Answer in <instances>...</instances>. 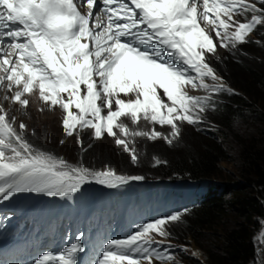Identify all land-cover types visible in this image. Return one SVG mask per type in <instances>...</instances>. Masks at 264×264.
Here are the masks:
<instances>
[{
	"label": "snow or ice",
	"instance_id": "6c2138e0",
	"mask_svg": "<svg viewBox=\"0 0 264 264\" xmlns=\"http://www.w3.org/2000/svg\"><path fill=\"white\" fill-rule=\"evenodd\" d=\"M78 5L87 7V13L82 14ZM249 11L253 15L247 23L232 19ZM100 13L107 19L101 20ZM222 14L228 19H222ZM262 17L264 9L245 0H212L211 4L199 0V8L198 0H99V4L96 0H0V67L12 65L3 68L8 75L0 79L9 82V90L23 85L12 99L24 106L29 101L22 97L38 84L44 102L65 110L62 123L68 135L77 126L91 128L95 138L107 133L127 150L116 131L128 135V128L118 122L121 117L168 125L175 133L177 121L201 123L198 113L209 107L214 110L210 96H191L185 85L232 92L205 83V77L217 79L205 62V53H213L216 45L201 22H211L217 38L224 31L228 40L244 41L258 23L264 24ZM229 21L236 25L231 33ZM6 49L15 51L14 64ZM121 94L134 98L122 99ZM19 127L26 125L21 122ZM160 135L153 131L151 138ZM131 159L135 163L136 155ZM143 179L69 165L25 140L0 108V200L20 192L68 198L89 182L121 187ZM180 217L181 213H173L156 218L125 238L108 241L95 264H140L141 259L150 264L154 255L163 259L153 245L164 241L149 233L168 235L163 227L166 221ZM260 239L264 240V232ZM172 247L168 244L165 251ZM83 250L78 236L67 248L42 253L33 264H78L76 254Z\"/></svg>",
	"mask_w": 264,
	"mask_h": 264
},
{
	"label": "rangeland",
	"instance_id": "374dc122",
	"mask_svg": "<svg viewBox=\"0 0 264 264\" xmlns=\"http://www.w3.org/2000/svg\"><path fill=\"white\" fill-rule=\"evenodd\" d=\"M209 3L211 4L210 0ZM245 3L254 4L256 9H264V3L261 0H245ZM255 14L260 15L258 11ZM252 15L253 13L249 11L243 15L236 14L232 19L247 23L251 20ZM221 18L228 19L223 14ZM201 27L212 37L216 45L213 53H205V62L210 65L217 79L205 77V83L223 85L225 89L232 90V92L209 91L199 87L198 84L196 87L185 85V91L189 95L201 97L207 95L214 102V110L209 107L198 113L201 123L192 124L187 121H177V129L174 133L172 127L168 125L160 126L158 123L143 118L138 122H133L128 116L121 117L118 122H122L128 128V135H123L118 129L116 131L117 136L126 141L127 150H125L124 145L116 144L117 137L105 133L101 138H95L94 130L91 128L77 126L72 134L68 135V130L62 123L66 116L65 110L59 105L53 106L50 102H44L40 97L38 84L34 85L31 93H25L22 97L29 101V104L24 106L12 99L16 91H22L23 85H13L9 90L7 88L9 82L4 80L3 84L0 83V108L6 112V119L12 123L13 128L25 140L37 149L62 157L69 165L82 169L86 167L96 172L113 171L116 175L143 176L145 180L163 179L162 176H159L161 166L168 165L174 158L183 157L187 151L192 153L199 151L207 142L205 140L206 130H213L208 127V124H211L212 120H221L217 111L223 96L227 94L246 95L241 87L248 76L247 72L243 71L242 65L253 64L254 59L258 63L264 62V43L261 38L264 36V24L258 23L251 32L245 35L244 41H230L224 31H221V38H217L211 22H201ZM235 30L236 25L229 21L227 32L231 33ZM222 44L224 46H221ZM9 50L7 49L8 52ZM11 61L13 60L11 59ZM15 61L16 59L13 64ZM6 75L8 73L0 75V78ZM160 94L163 98L162 90ZM63 96L67 99L66 93ZM120 98L127 100L134 97L121 94ZM73 111L77 110L73 108ZM241 121L235 124V129L238 131L243 126ZM21 122L26 125L25 129H20ZM153 131L159 132L161 135L153 139L151 138ZM168 140H171V144L167 142ZM226 148L231 151L230 145ZM133 154L137 157L135 163L131 159ZM5 155H10V152H5ZM218 167L220 168L218 177H201V179H208L205 185L211 181L210 184L216 188H223L227 185L238 187L244 183L232 162L222 161ZM205 185L203 184V186ZM205 188L200 187V192H205ZM188 211L181 213V217L177 221H166L163 227L168 235L161 236L155 231L149 233L154 239L164 241L162 245L158 246L168 254L165 262L153 260L150 264H191V259H196L201 264H209L206 250L208 246L216 243L217 236L210 239L206 236L198 242L190 234L188 235ZM262 222H264V218L261 219L260 228L254 235L257 255L250 264H264V240L260 239L261 233L264 232ZM221 233L222 229L219 230L218 235L221 236ZM168 244L173 247L165 251ZM140 264H149V261H141Z\"/></svg>",
	"mask_w": 264,
	"mask_h": 264
},
{
	"label": "trees",
	"instance_id": "16d2710c",
	"mask_svg": "<svg viewBox=\"0 0 264 264\" xmlns=\"http://www.w3.org/2000/svg\"><path fill=\"white\" fill-rule=\"evenodd\" d=\"M242 69L248 76L241 87L246 95L223 96L217 111L221 120L208 124L213 130H206L207 142L161 166L159 173L164 179L212 178L218 177L220 162L235 164L244 183L223 188L210 184L187 213L188 235L198 242L217 236L206 250L209 264H250L257 255L254 235L264 218V62L254 59ZM238 121L243 122L240 131L235 129ZM191 264L201 263L191 259Z\"/></svg>",
	"mask_w": 264,
	"mask_h": 264
},
{
	"label": "bare ground",
	"instance_id": "6f19581e",
	"mask_svg": "<svg viewBox=\"0 0 264 264\" xmlns=\"http://www.w3.org/2000/svg\"><path fill=\"white\" fill-rule=\"evenodd\" d=\"M74 2H75V0H74ZM78 8H79V10L81 11V13L82 14H86L87 13V11H88V9H87V7H83V6H80V5H78ZM100 19L101 20H106V18L103 16V15H100ZM93 25H91V20H90V27H92ZM0 47H3V44H0ZM16 55H15V51L12 49L11 51H10V53H9V58L11 59L12 57H15ZM3 64V60L0 62V65H2ZM4 67H7V66H4L3 65V67H0V75H5V74H7V73H5L4 71H3V68ZM1 77H3V76H1ZM5 81L3 80V79H0V83H4ZM1 85V84H0ZM188 193H189V191H188ZM151 261H153V260H151Z\"/></svg>",
	"mask_w": 264,
	"mask_h": 264
}]
</instances>
